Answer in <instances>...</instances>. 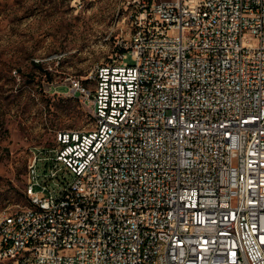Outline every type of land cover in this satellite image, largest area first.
Segmentation results:
<instances>
[{"label":"built area","instance_id":"built-area-1","mask_svg":"<svg viewBox=\"0 0 264 264\" xmlns=\"http://www.w3.org/2000/svg\"><path fill=\"white\" fill-rule=\"evenodd\" d=\"M110 20L70 86L93 124L33 149L0 261L264 264V0H115Z\"/></svg>","mask_w":264,"mask_h":264},{"label":"rangeland","instance_id":"rangeland-1","mask_svg":"<svg viewBox=\"0 0 264 264\" xmlns=\"http://www.w3.org/2000/svg\"><path fill=\"white\" fill-rule=\"evenodd\" d=\"M114 6L115 0H0V214L27 203L35 147H52L58 133L92 126L70 86L111 30ZM38 167L46 171L44 162Z\"/></svg>","mask_w":264,"mask_h":264},{"label":"trees","instance_id":"trees-1","mask_svg":"<svg viewBox=\"0 0 264 264\" xmlns=\"http://www.w3.org/2000/svg\"><path fill=\"white\" fill-rule=\"evenodd\" d=\"M33 64H34V66H35V67H38V68H40V65H39V63H38V62H33Z\"/></svg>","mask_w":264,"mask_h":264}]
</instances>
